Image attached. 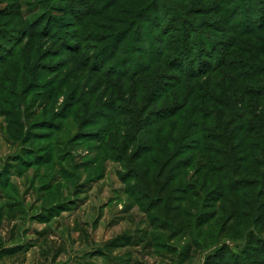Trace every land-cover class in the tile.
<instances>
[{
  "label": "rangeland",
  "instance_id": "1",
  "mask_svg": "<svg viewBox=\"0 0 264 264\" xmlns=\"http://www.w3.org/2000/svg\"><path fill=\"white\" fill-rule=\"evenodd\" d=\"M112 1L0 0V264H222V258L225 264L264 263V255L254 257L256 251L264 250V208L257 204L264 203L263 197L259 200L264 185H256L257 174L243 178L239 174L234 179L255 185L244 191L258 200H251V205L238 212L234 205H180L176 197L184 194L178 190L183 180L192 183L190 175L183 179L164 176L166 183L160 182L157 175L162 173L164 158L155 155L152 176L146 179L142 173L150 160L128 158L130 143L119 135L131 131L138 119L134 114L116 120L121 132L113 134L109 150L98 149L97 140H78L80 119L90 118L98 110L110 112L103 108L111 86L117 95H124L120 92L126 79L100 75V71L139 67L129 62L121 69L122 61L130 58L128 51L107 64L94 61L96 56L98 60L105 56L102 47L114 29L127 27L120 22L126 12L140 10L145 18L171 26L163 37L172 47L181 41L178 23L187 21L186 28L196 26L198 33L211 37L217 57L220 52L222 59L231 54L237 65L255 71L264 66L258 52L262 36L253 42L238 39L235 50H228L234 38L226 18L220 16L217 0H117L118 11L108 7ZM232 1V10L241 7L242 17H249L247 1ZM253 1L256 22L264 12V0ZM155 5L158 11L151 10ZM71 13L77 21L74 28L63 30L66 42L72 43L66 49L62 35L60 46L47 34L55 32L52 22ZM238 19V25L245 21ZM147 25L153 30L155 22ZM74 31L83 37L80 42L92 36L100 38H93L76 52L78 42L71 37ZM189 64L184 62L182 67L188 69ZM155 65L152 81L160 71L170 73ZM209 77L185 82L201 89ZM194 89L186 85L179 91L188 101ZM71 96L80 103L73 109L74 117L48 138L41 123L61 124L56 117ZM118 105L127 115L133 108L140 109L122 102ZM256 106L257 114L261 109ZM18 111L20 124L14 116ZM92 123L95 137H101L104 122L97 127ZM123 149L128 150L127 157ZM131 171L139 176L128 181ZM207 191L195 190L204 195ZM190 200L196 202L194 197ZM244 215L245 221L239 223Z\"/></svg>",
  "mask_w": 264,
  "mask_h": 264
},
{
  "label": "trees",
  "instance_id": "2",
  "mask_svg": "<svg viewBox=\"0 0 264 264\" xmlns=\"http://www.w3.org/2000/svg\"><path fill=\"white\" fill-rule=\"evenodd\" d=\"M246 1L249 4L247 6H249L250 14L249 17L244 18L240 11L241 7L232 10L229 6L232 0L215 1L216 7L220 10V16L222 15L227 20L230 36L234 38L228 50L229 48L230 51L235 50L234 46L237 47L235 41L238 39L247 38L248 42H253L258 41L257 36H262V41L259 40L261 45L258 52L264 60V12L255 22L253 18L256 12L252 9L254 1ZM116 2L117 0H113L108 7L118 11ZM158 9L159 6L155 5L151 10L158 11ZM71 14L72 16L67 14L62 19L52 22L54 25L51 28L55 32L47 34L50 40L57 41L60 46L62 44L59 36L62 35L64 42L62 47L66 49L67 44L72 43L66 42L63 30L74 28L77 21L76 14ZM237 18L245 21L238 25L235 20ZM120 20L121 24L124 23L127 27L114 29L112 37L102 47L105 56L98 60L95 55L94 61L97 65L100 61L107 64L110 60L128 51L130 58L122 61L121 69L124 70L129 62L139 67L137 70L132 67L121 72L106 73L104 71L103 73L102 70L100 71V75L118 77L120 80L125 78L124 91L120 92L124 95L123 97L117 95V89L111 86L112 93L106 101L107 105L103 108L104 110L107 108L110 112L103 113L98 110L93 113L92 118L80 119L78 130L81 135L78 136V140H97L98 149L105 147L109 150L111 145L109 142L114 138L113 134L119 135L121 132L116 120L121 116L127 117L134 114L138 119L132 124L131 131L124 136L119 135L122 140L130 143L129 151H132L128 158L134 157V161L150 160L145 164V173H142L143 178L146 179L152 176L151 168L156 161L155 155L164 158L161 163L162 173L157 175L160 182L164 176L169 179H183L190 175L195 187L184 180L181 182L178 192H182L184 196L176 197L179 198L177 200L180 205L183 202L188 205H234L238 212L243 209L241 207L251 205V200L257 203L258 200L253 194H247L244 191L255 185L249 184L246 180L238 182L234 179L240 175L242 178L251 177L248 174L253 173L257 174L256 185H264V66H261L259 71H255L237 65V61L229 57L231 54L222 59L224 54L220 52L217 57L216 44L211 37L198 33L196 26L186 28L187 21L184 20L178 23L182 37L177 47H172L163 37V33H167L172 28L171 26L164 27V21H155L154 18L147 19L140 10L126 12ZM150 21L155 22L153 30L156 33L148 27L147 24ZM71 37L78 42V46L74 47L76 52L79 51L78 47L81 48L87 42L100 38V36H92L80 42L83 37L79 33L76 34V31ZM187 61L190 63L189 67L184 69L182 66ZM82 62L85 64L87 61H80ZM86 64L88 66L89 62ZM155 64H159L157 68L159 71L166 68L170 73L160 71L152 81ZM206 76L210 77L201 89L197 84L191 85L185 82ZM211 76L221 77L223 80H214ZM186 85L195 87L188 101L184 100L179 91ZM172 94H174V99ZM226 95H231V97H226ZM166 100L167 104L164 103ZM119 102L131 108L140 106V109L137 112L133 108L132 112L127 115L123 107L118 105ZM79 104L76 98L71 96L63 108L64 111L62 110L56 117L61 124L57 125L49 121L41 123L40 128L49 132L48 138L62 131L65 120L74 117L73 109ZM256 104L261 109L257 111L258 115L254 112V108H257ZM207 110L211 113L210 116H207ZM14 116L19 119L20 112H15ZM213 119L217 121L214 122ZM254 119L259 121L256 122ZM92 122L96 127L104 122L101 128L105 129L101 137H95V129L90 127ZM72 130H75L74 126ZM16 132L19 131L16 130ZM116 152L120 151L116 150ZM122 152L124 157L129 154L128 150ZM127 176L128 181H131L139 175L131 171ZM196 188L208 191L204 195L201 192H195ZM135 191L138 192L137 189ZM192 197L196 198V202H191ZM262 197L264 198V190L259 198L260 201ZM257 204L263 205L261 208H264V203ZM254 209L255 207L250 208L251 212H254ZM244 218L245 215L239 219V223H243ZM254 254V257L264 255V250L256 251ZM221 263L225 264V259L222 258ZM236 263L239 264V261ZM254 264L264 263L255 262Z\"/></svg>",
  "mask_w": 264,
  "mask_h": 264
}]
</instances>
